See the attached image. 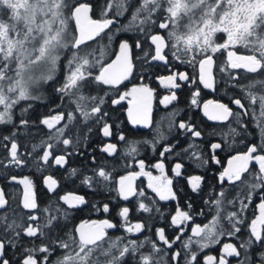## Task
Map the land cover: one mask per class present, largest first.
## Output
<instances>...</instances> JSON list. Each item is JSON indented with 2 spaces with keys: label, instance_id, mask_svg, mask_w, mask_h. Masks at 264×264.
I'll use <instances>...</instances> for the list:
<instances>
[{
  "label": "snow or ice",
  "instance_id": "snow-or-ice-1",
  "mask_svg": "<svg viewBox=\"0 0 264 264\" xmlns=\"http://www.w3.org/2000/svg\"><path fill=\"white\" fill-rule=\"evenodd\" d=\"M96 6L87 0H0V125L16 126V109L22 102L38 100L40 97L37 91L45 84L56 81L59 86L54 90L61 99L67 98V102L74 104L75 111L80 112L85 123L89 120L100 123L108 113L103 109L105 103L102 97L86 96L83 94L88 85L118 86L127 80L132 74V45L128 40L119 42V53L115 60L110 63H103L104 51L100 50V57L96 56L95 49H92L90 41L96 40L104 33L108 40L113 39L105 30H110L119 17L130 13V20L127 24L116 29L136 31L145 34L149 41L148 50H144V41L139 38L135 41V48L143 51V59L147 61L162 62L170 65L169 52L171 57L180 60L182 63L191 64L199 68V82L205 88L214 87L213 59L215 53L221 50H228V66L232 69H243L247 75L246 83H241V78L231 76L234 83L233 89H239V93L231 98V103L236 106V111L228 105L214 101L204 104L205 115L210 120L220 122L234 118L237 125L245 127L243 117H251L256 122L261 133L264 134V0H104L100 5V18L94 19ZM74 22V28L72 23ZM156 27L165 30L166 35L160 32L151 33V29ZM224 34L223 42H217V34ZM243 48L246 54H238L229 49ZM167 49V51H166ZM70 51L71 57L67 60V70L63 73V78L57 81V66L61 60V53ZM99 66V73L94 75L93 70ZM220 71H225L221 68ZM161 83L169 89L180 87L177 80L187 81L189 77L184 73H173L160 77ZM197 91L192 99V104L196 105L199 96ZM152 90L147 86L133 87L131 92H125L118 99L112 100L113 104H119L127 96H132L129 104L135 102V107H130L128 117L133 125L150 127V98ZM177 99L175 92L165 96L161 103L167 107L168 103ZM212 111L209 112V106ZM31 108V103L26 107H21L22 113H27ZM176 113L171 114L172 120L169 128L175 123ZM68 120L75 119L70 112L67 114ZM65 119L63 112L55 115H46L39 120L48 130V140H42L40 144L32 145V152L38 160L43 161L48 166L57 165L64 167L67 157L72 155L71 151H65L73 141L63 138L66 124L61 125ZM29 119H19L21 127H28ZM57 125H61L57 127ZM178 128L186 133H191L193 137H201V132L195 130L190 124L179 122ZM54 130V131H53ZM89 131L91 126L89 125ZM103 136L112 135L111 125L104 122L101 125ZM229 134L239 135L236 128H229ZM121 141L127 143L126 137L121 134ZM157 140L166 139L163 133L157 129ZM7 143L5 164L0 160V164L5 167L9 165L22 166L25 159L21 153L22 145L17 140L16 132L11 136L0 137ZM49 141H54L51 143ZM62 144V154H57L54 149ZM195 147V145H190ZM220 143H212V150L220 149ZM101 152L113 156L117 153V146L108 143L101 147ZM137 148L133 145L129 147L127 155L134 156ZM172 146H165L160 153L171 152ZM187 151V149L185 150ZM192 156L199 160L200 156L195 152ZM212 159H215L213 156ZM233 161H236L234 164ZM95 162V161H94ZM258 167L255 178L258 183H251L245 200L251 202L252 193L260 188H264V144L255 143L247 147V150L229 160V166L219 176L221 184L227 180L229 184L237 182L244 183L242 177L244 173H249V165L252 163ZM141 171L122 176L118 181L117 190L119 196L127 200L130 195H136L132 186V181L139 175H147L151 180L159 179L152 177L151 173L143 171V161H140ZM206 163V161H205ZM37 167L39 164L37 163ZM161 172L164 170L163 163L155 165ZM182 165H175V174L181 175ZM77 170L72 169L71 175H76ZM18 184L23 185V193L20 201L13 205L6 198V193L0 189V264H11L7 258V249L21 248L20 259L17 264H52L50 257L56 247L64 252L59 256L55 264H162V249L153 240L126 239L118 237L111 238L106 229H112L117 225L109 220L84 222L67 234V239L56 236L55 233L63 232L66 225H61L60 220L67 221L70 216L69 209H75L88 202L83 196L76 194H66L60 197L67 208L57 206L55 212L51 214V206L39 209L36 196L33 191L32 181L28 177L17 179L11 178ZM110 173L104 167L93 169V174L85 176L81 183L93 187L94 184L110 181ZM202 177L192 175L188 177V184L193 192L201 189ZM45 185L49 191H54L57 181L52 176L45 178ZM172 180L165 177L164 183L159 187L149 184V187L156 192L161 200H175L176 194L171 190ZM139 195L143 196L141 191ZM217 207V218L224 210L225 204H235L236 201L228 200L227 193L221 189L218 195L210 197ZM209 203V201H205ZM241 212L246 207L244 201H240ZM260 214L247 226L249 237L244 240L239 248L245 250L244 259L240 264H249L248 249L253 244H260L264 247V200L258 205ZM191 208V204L188 205ZM139 209L150 212L152 209L145 203H139ZM109 206L105 204L103 211L109 212ZM157 211H159L157 209ZM129 209L123 208L118 215L124 219L125 230L129 234H138L144 230L141 223L130 224L127 220ZM39 213V214H37ZM231 225V230L227 235L234 236L241 232V225L244 220L239 212H229L225 217ZM191 220L189 212L181 210L179 207L171 219V225L180 230L182 235L184 222ZM218 219H214L211 225H196L192 228V235L202 237L201 240L192 241L189 238L184 243L186 249L192 243H196L203 248L209 247L212 243L219 242V236L224 235L223 230H218ZM203 234V235H202ZM157 236L161 244L171 249L175 240L180 239V235L175 240L165 235L164 229H157ZM25 237L31 246L23 247ZM55 237V238H53ZM222 256L217 262V258L211 255L205 257V264H229L226 257L241 256L237 246L228 243L223 245ZM39 254H44L41 257ZM180 256L179 252H174L172 259L176 260ZM103 257V261L100 260ZM197 260L195 252L190 253L188 264H193ZM258 264H264V253L260 254Z\"/></svg>",
  "mask_w": 264,
  "mask_h": 264
},
{
  "label": "trees",
  "instance_id": "trees-1",
  "mask_svg": "<svg viewBox=\"0 0 264 264\" xmlns=\"http://www.w3.org/2000/svg\"><path fill=\"white\" fill-rule=\"evenodd\" d=\"M87 2L94 4L96 6L95 13L93 15L94 19L100 18V11L99 7L104 3V0H87ZM131 16L130 13H125L124 16L117 18L120 23L114 25L110 30H106L109 35H113V39L111 41L108 40L107 36L102 33L100 36V40L97 42L98 48H94L96 51V56L100 57V50L104 51V56L102 57L103 63L107 64L112 61L113 56L115 53L118 52L119 42L121 40H128L129 44L132 45V56L137 64L140 65V69H144L145 60L143 59V51L141 49L135 48V41L137 38L144 41V50H148V39L145 34L138 33L136 31H128L125 32L121 30L119 33L116 32V29L121 28L122 25L127 24L130 20ZM160 32L161 34L166 35L165 30H160L156 27L151 29V33ZM224 34L218 33L217 34V42L222 43ZM116 38V40H114ZM232 51H236L238 54H246L245 49L243 48H236V49H229ZM228 50H221L215 53L213 59L215 61V79H216V93H214L215 97L221 100V102L230 105V107L236 111V106L231 103V98L234 95L239 93V89H233L231 84L234 81L231 80V76H237L241 78V83H246V77L248 74L245 73L242 69H232L228 66ZM68 52V51H67ZM169 56L171 57V52H169ZM64 57V56H63ZM172 58V57H171ZM174 59V58H172ZM148 62V61H147ZM174 64L176 69H179L181 72L186 71L189 80L186 83L192 84L194 82L195 90L199 93L202 92L198 81V67H193L191 64L182 63L180 60L174 59ZM146 68V67H145ZM221 68H224L226 71H220ZM64 73V67H57V81L62 80ZM99 73V66L97 71L94 75ZM144 73V72H143ZM145 76V75H144ZM138 77V76H137ZM145 82H148V77H144ZM138 79V78H137ZM144 82V83H145ZM58 84V82L53 81L49 84H45V95H43L42 99L33 100L30 102L22 103L21 106L18 107V112L15 113V121L16 126L13 127L7 126L5 127V131L0 132L2 133L1 137L4 136H11L13 132L17 133L18 140L17 142L22 145L21 153L25 159V164L22 166L17 167L19 177H28L35 185L37 191V200L39 209L48 208L51 206L52 212L51 214L57 215L55 212V208L57 206H61L63 208H67L61 203L60 197L72 193L76 195L83 196L87 203V208L80 213L76 209H69L70 216L67 221L63 219L60 220L61 225H66L64 227L63 232L55 233L56 236H62V238L67 239V234L72 232V230L79 226L80 223L88 222L90 220H94L90 218L91 214L95 212L96 208L98 207L99 211H103V206L107 204L110 208V215L111 218L107 219L113 224L117 225V227L108 229V235L116 239L118 237H124L126 239H138V241H143L145 239L155 241L162 249V264H188V260L190 259V253L195 252L197 255V260L193 262V264H205V255H211L217 258V262L219 258L222 256V246L227 242H231L237 246L238 250L241 252V256H229L226 257L229 264H240V261L244 259L245 250L239 248V245L244 241L247 240L249 237V230L248 225L251 223L253 219H255L260 214V210L258 205L264 200V188H260L259 191H254L252 194L251 202L249 203L245 200V196L248 194L249 186L251 183H258L255 178V173L258 172V167L253 162L249 165L250 171L249 173H245L242 177L244 183L238 182V184H226L220 185L219 183V176L220 173L226 166L227 160L229 157H232L235 154H242L247 150V147L251 144L255 143L256 145L264 144V134L261 133L260 128L257 127L256 122L251 119V117H243V122L245 127H240L235 122L234 118H231L230 121L224 125H213L210 123H203L201 124L200 119L196 120L193 123V127L195 130L198 131H208V136L202 139L201 144L195 145V147L187 146L186 149L180 150L177 154L180 158L181 164L184 166V163H192L193 167L185 172V175H193L195 173L200 174L205 178L204 186L197 192H193L188 185L186 179L177 178L175 181V188H173V192L176 196L180 197V200H169V201H161L158 199L157 196L151 195L148 193L147 196L145 194L143 196L139 195L141 192V188L139 187L138 197L134 201V203L130 204V208L132 209V216L129 219L131 223H141L144 225V230L135 235L128 237L124 233V231L120 230L121 227V217L118 215V212L122 206V203L118 200V193L116 191V187L114 184L108 182H100L94 184L93 187H89L83 183H81L82 179L85 176H90L93 174L92 163L90 162L91 158L88 157L87 164L81 165L78 161L72 160L69 166L66 169H62V167L56 166H48L43 163V161L38 160V157L35 153L29 155L32 152V145L33 144H40L42 140H48V136L45 133L46 130L44 125L39 123V120L42 119L44 116L50 112V110L56 109L61 107V100L54 97V89L53 92H50V85ZM119 92V89H114L108 85H97L95 83H91L88 85L87 89H84V95L86 96H98L102 97L105 101L103 105V109L109 114V118L107 119L113 127H120L122 132L127 135L128 127L126 123V119L120 113H116L111 107V100L116 98ZM201 94V93H200ZM53 95L54 103L50 105V97ZM213 95V96H214ZM201 98V96H200ZM180 99L183 103L188 106L189 108L193 107V104L187 101V97L182 95ZM198 101L199 99L196 98ZM28 103H31V108H29L27 113L21 112V107H26ZM68 108H70L71 104L68 103ZM71 111H68L70 113ZM23 116L25 119H29L30 123L28 127H21L19 125V119ZM102 122V121H101ZM171 120L166 124H156L153 125L148 130V137H147V144L149 149V154H154L159 148L162 146L161 142L166 140H157V129L161 131H175L176 124H173L171 129L169 128ZM77 122L73 123V127L68 130V134L70 140L73 141V152L78 151L81 147V143L84 138H86L87 143L93 140V137L89 138L90 131H84L80 133L79 128L77 127ZM208 125V129L205 126ZM236 128L239 135L232 136L229 134V128ZM130 132L131 137V145L137 147L141 154V148L144 143L143 135L135 130H131ZM95 138V137H94ZM169 139V138H167ZM54 143V141H49ZM7 143L3 140H0V158L7 163L5 160V155L7 153V149L4 147V144ZM208 143V145L206 144ZM212 143H220L222 147L220 149L212 150L211 144ZM91 144V142H90ZM57 151L56 149H54ZM92 150V149H91ZM90 151V149L86 150V154ZM96 152V150H93ZM195 152L200 156L199 160H196L192 153ZM136 153L133 156L135 158ZM157 155V154H156ZM88 156V154H87ZM215 159H212V157ZM108 163L107 169H114L117 170V165L112 164L110 161L106 160ZM206 161V163H205ZM37 163L39 167H37ZM13 165V164H12ZM9 165L5 167L4 164H1L0 168V175L3 177V185L7 192V195L10 198V203L16 205L21 199L22 193V185L18 183L10 182L11 173L15 172V167ZM76 169L77 174L71 175V170ZM51 173L56 181H58V187L54 193H49L45 191L43 186V178L44 176ZM115 178V177H114ZM142 187V186H141ZM143 188V187H142ZM223 189L227 193L228 200H234L236 203L233 204H225L224 210L220 213L221 214V223L223 231L225 232L224 235L219 237V242L215 244L213 247L207 250V253L201 251L200 248H197L192 244L190 249H186L184 247V243L192 239H200L202 237H191L189 234L190 226L192 225H200L202 228L204 225H208V219L215 214L214 211H217L216 205L214 202L210 200L211 196L218 195L219 191ZM258 190V189H257ZM150 194V195H149ZM243 200L246 207L243 212L238 210L240 207V201ZM205 201H209V203H205ZM145 203L148 205L152 211L144 212L139 209V203ZM191 204V208H188V205ZM249 206L247 207V205ZM239 206V207H238ZM181 210L189 212L191 215V220L184 222L181 226L183 228V233L181 235L180 230L177 229L175 226L171 225L172 216L175 215L177 208ZM95 209V210H94ZM157 209L159 211H157ZM232 211L239 212L241 217H243L244 224L241 225V232L235 234L234 236L227 235V232L231 230V225L229 224L228 220L224 217ZM215 216V215H214ZM120 226V227H119ZM157 229H164L165 235L175 240L177 235H180L179 240H175L171 249L167 248V246L161 244L158 240L157 236ZM203 235V234H202ZM229 237V239L227 238ZM55 238V237H53ZM195 244V243H193ZM27 240L23 247H29ZM20 252L21 248H12L11 246L7 249L8 258L12 262V264H17L20 259ZM64 250L56 247V250L53 252L50 260L52 264H55L56 259L63 254ZM174 252H179L180 256L176 259H172V255ZM264 253V247L257 244H253L251 248L248 249L249 254V264H258L260 254ZM43 257L44 254H39ZM103 257H100V260L103 261Z\"/></svg>",
  "mask_w": 264,
  "mask_h": 264
},
{
  "label": "flooded vegetation",
  "instance_id": "flooded-vegetation-1",
  "mask_svg": "<svg viewBox=\"0 0 264 264\" xmlns=\"http://www.w3.org/2000/svg\"><path fill=\"white\" fill-rule=\"evenodd\" d=\"M118 23H120V22H118ZM72 24H73V26H75L74 23H72ZM99 40H100V37H97L96 40L89 42L92 46V49L98 48L97 42ZM114 40H116V38ZM118 48H119V46H118ZM166 51H167V49H166ZM118 53H119V50L117 53L114 54L112 61L115 60L116 54H118ZM70 57H71L70 51H68V52L64 51L61 53V60L58 63V66L64 67V72L67 70V60ZM169 58L171 60L170 65L166 66L162 62H156V61H150L149 60L148 62H145V64H144V66L146 68L144 67V69L143 68L140 69L141 64H137L135 62L133 56H132L133 69H132V75L130 76L129 80L125 84H123L122 86H119V87H112L111 86L114 89H119V92H118L117 96H115L116 98H114V99H118L125 92H131V89L133 87L147 86L148 88H150L152 90V95H151L150 102H149L150 103L151 126L147 129L142 127V126H137L136 128H132L130 126V123L128 122L126 112L128 109L129 101L133 99L132 96L125 97V99L121 100V102L119 104H113L112 100H114V99L111 100V107L114 110H116V113L122 114V116L126 119V123H127V127H128V132H127L128 136H126L122 132L120 127L115 128L111 125V123L107 120L109 118V114L107 116L103 117V120L100 123H95L92 120H89L88 123H85L84 119L82 117V114L80 112L75 111L76 106L74 104H71L70 108H68L67 98L61 99L60 95L58 93H56L55 91L53 93L54 97L61 100V107L50 110V112H48V114H47V115H55L56 113H59V112H63L65 114V119L63 121H61V125H64V124L67 125V127L65 128V134H64L63 138L69 139V137H71L70 134H68V130L73 127L74 122H77L78 125H77L76 129L79 128L80 133L81 132L83 133L84 131H89L88 130L89 125L91 126V131L89 133V138H88V139H90L93 137V140L90 141L91 144H90V142L87 143L86 138H84L82 143H81V147L79 148V152L78 151L73 152L74 149H72L73 147H71V145H70L68 147V149H66L65 151H71L72 155L67 157V163L64 167H62L63 170L69 166V164H70V162H72V160L78 161L81 165L85 166L88 162V157H90L91 158L90 162L92 163L93 168L95 167L97 169L99 167H104L105 170L110 173V176H111L110 183L114 184L116 189H118V187H119L118 181L120 180V178L122 176H127L133 172L139 173L141 171L139 162L143 161L144 162L143 163V171L146 173H151L152 177L159 178V179H155V180L150 181V179L147 175L137 176L136 180H135V188L137 191V195H136V198L129 203H123L119 197V194H118L117 198L120 201V203H122V206H121L119 212L123 208L127 207L129 209L128 216H127L128 219H130L132 216V209L129 206H130V204L134 203V201L137 199L139 187L142 189L141 191L145 194V196H147L148 193H150L151 195L157 196L158 199L161 200L159 195L156 192H154L151 187H149L150 183L153 184L154 186L159 187L162 183H164V179L166 177L167 179L172 180V185L170 187H171V190L173 191V188H175V181L177 178L186 179L188 182V177L192 176L189 174L185 175V172H186V170L191 171L189 169L191 167H193V164L190 162H188V163L185 162L184 166H183L181 164L180 158L177 154L180 152V150L186 149L185 147H187L191 144H195V145L201 144L202 139H204V137L208 136V131L207 130L206 131H200L201 137H199V138L193 137L191 135V133H186L184 130H180L178 128L179 122L183 121V122L193 126V123L196 122V120L200 119L201 124L206 122L207 124L210 123L213 125H221V124H214V123L208 122V120L202 115V106L204 104H206L208 101H214V102L221 103V100L216 98L215 95L213 96L212 94H208V92H206L201 85H200V87L202 89V92H200L201 94H199V96L195 97V98L199 99L198 103L196 105H193L192 108H189L188 106H186L183 103V101L180 99V97L182 95H184L187 97V101L192 103V99L194 97V94L196 93L194 82H192V84H190V83H186V81L177 80V83L180 84V87L176 88V89H169V88L165 87L164 84L161 83L160 77L168 76L169 74L184 73L188 76L186 71L181 72L179 69H176L175 64H174V59H172L170 56H169ZM97 68H98V66L93 70L94 73L97 71ZM146 76L149 79L148 82H145L144 77H146ZM50 86H51L50 92H53V89L58 87L59 83L55 84V85H50ZM82 91L84 94V90H82ZM172 92H175L177 99L171 101L170 103H168L167 107H165V105L161 103V100H163V98L165 96L170 95ZM52 96L53 95H51L50 105H52L55 101V100H53ZM200 96H201V98H200ZM22 103H25V102H22ZM226 105H228V104H226ZM228 106L230 107V105H228ZM17 110H18V108L16 109V113L18 112ZM68 111H71V113L75 116V119H73L71 121L68 120V118H67ZM173 112L176 113V115L174 117V121H175L174 124L177 125L175 131H161V133H163L164 136L166 137V140L161 142L162 146L159 148V150H157V152L154 151L155 152L154 154H149L148 144H147V140H146L148 137V133H147L148 130L153 125L155 126L156 124L162 125V124L168 123L170 120H172L171 114ZM104 122H107L109 125H111L112 135H110L108 137L103 136V133L101 131V125ZM61 125H57V127H60ZM7 126H11V125H0V132L5 131L7 129V128L5 129V127H7ZM44 128L46 130L45 133L48 136L49 130L45 126H44ZM205 128L208 129V125H206ZM131 130H135V131L140 132L143 135V139H144V143H143L142 148H141V154L139 152V149L136 147L138 151H137L134 159H133V156L126 154L129 150V147L131 146V140H130V138H128V137H131V135H130V132H132ZM121 134H123L126 137L127 143L125 141H121L119 139V136ZM1 135H2V133H0V137H1ZM167 138H169V139H167ZM108 143H113V144H116V146H117V153L113 156H109L107 153H103L100 151L101 147L108 144ZM206 144L208 145V143H206ZM165 146H172V151L166 152V153H164V156H161L160 153L163 151ZM61 149H64V146L62 144L57 145V151H56L57 154H62ZM87 149H90V151L87 153L88 156L86 154ZM93 150H96V152H93ZM236 155H238V154H235L233 156H236ZM0 160H2V158H0ZM106 160L110 161L113 165L116 164L118 167L117 170L114 171V169H107L108 163ZM157 163H163V165H164L163 172H161L159 169H157L155 167V165ZM177 163H180L182 165V168L180 169L181 175H179V176H177L175 174V171H174L175 165ZM12 166L15 167V172L11 173V178L13 176H15V177H17V179H20L21 177L18 176L19 173H18V168H17L19 166H16L14 164ZM52 166H56L57 168L60 167V166H57L54 164ZM0 168H1V164H0ZM49 175L53 177V175L51 173H48V175L44 176V178L42 180L45 191H47V190H46V187L44 185V180ZM193 175L201 176L198 173H195ZM201 177L203 178L202 179V185H201V187H202V186H204L205 178L203 176H201ZM11 178H10V182L16 183ZM53 179H55V178L53 177ZM219 183H220V181H219ZM57 184H59L58 181H57ZM226 184H229L227 182V180H225V182L223 184L220 183V185H226ZM33 186H34L33 191L35 193L36 200H37L36 185L33 183ZM189 187H190V185H189ZM0 189H2L6 193V198L9 199V201H10V198L7 195V192H6L4 185H3L2 175H0ZM176 197L177 198L175 199V201L180 200L179 196H176ZM169 200H171V199H169ZM169 200H161V201H169ZM61 203L64 206H67L63 203L62 200H61ZM37 204H38V200H37ZM86 208H87V204L81 205L75 209L80 213V211H83ZM37 214H39V213H37ZM111 216L112 215H110V210H109V212L105 213L104 211H99V209L97 207L95 212H93L90 216V218H93L94 220H90L88 222L91 223L92 221H101V220H105V219H110ZM121 219H123V218L121 217ZM78 224L80 225L82 223L79 222ZM193 227H195V225L190 226V229H189V234L191 237H194L192 235V228ZM107 230L108 229H106V231ZM120 230H121V227H120ZM25 240H28V238L25 237ZM7 256H8V254H7ZM11 264H12V262H11Z\"/></svg>",
  "mask_w": 264,
  "mask_h": 264
},
{
  "label": "rangeland",
  "instance_id": "rangeland-1",
  "mask_svg": "<svg viewBox=\"0 0 264 264\" xmlns=\"http://www.w3.org/2000/svg\"><path fill=\"white\" fill-rule=\"evenodd\" d=\"M74 23V22H73ZM72 27L74 28V26H73V24H72ZM226 71V70H225ZM223 72V71H222ZM45 85H43L38 91H37V95L40 97V99H42V97H43V95H45L46 96V94H44L45 93V87H44ZM47 97V96H46ZM50 99H51V97H50ZM56 150H57V147L55 148ZM230 159H232V157H229L228 158V160H227V163H226V166H225V168L223 169V171L226 169V168H228V166H229V160ZM233 163L235 164L236 163V161H233ZM222 171V172H223ZM221 172V173H222ZM220 173V174H221ZM245 174V173H244ZM33 184V183H32ZM236 184H238V182L236 183ZM236 184H234V185H236ZM33 188H34V186H33ZM22 190H24L23 189V185H22ZM256 191H259V189L258 190H256ZM252 196H253V194L251 195V198H252ZM249 206V204L247 205V207ZM239 207V206H238ZM217 208V207H216ZM245 209V208H244ZM238 210H240L241 211V205H240V207L238 208ZM244 211V210H243ZM242 211V212H243ZM215 212V214H213L209 219H208V225H211V223H212V221L214 220V219H218L219 220V222H218V230H223V228H222V223H221V214H220V217L219 218H217V211H214ZM215 215V216H214ZM243 218V217H242ZM127 220H128V222L130 223V224H135V223H131L130 222V220L127 218ZM124 219H121V222H120V224H121V230L122 231H124V233L126 234V236H128V237H131V236H135V235H137V234H129V233H127L126 232V230H125V226H122V225H124ZM139 234V233H138ZM122 237V236H121ZM219 237H221V236H219ZM227 238L229 239V237L227 236ZM202 238H200V239H197V240H201ZM196 239H195V241H197ZM228 243H231V242H227V243H225V244H228ZM215 244H217V243H212V244H210V246L209 247H206V248H203V250H201V251H204V253H207V250L209 249V248H211V247H213ZM193 245L195 246V247H197V248H200V246L198 245V244H193L192 243V247H193ZM224 245V244H223ZM190 247H191V245H190ZM222 248H223V246H222ZM190 249V248H189ZM201 249V248H200ZM206 256H208V255H205V257ZM205 257H204V259H205Z\"/></svg>",
  "mask_w": 264,
  "mask_h": 264
},
{
  "label": "water",
  "instance_id": "water-1",
  "mask_svg": "<svg viewBox=\"0 0 264 264\" xmlns=\"http://www.w3.org/2000/svg\"><path fill=\"white\" fill-rule=\"evenodd\" d=\"M213 76H214V66H213ZM132 75V74H131ZM130 75V76H131ZM130 76H129V78H130ZM129 78L127 79V80H125V81H123L122 83H120L118 86H115V87H119V86H122L123 84H125L128 80H129ZM201 84V83H200ZM202 85V87L204 88V90L205 91H207L208 93H210V94H213L214 93V91H215V79H214V87H209V88H205L204 86H203V84H201ZM130 107H135V102H133V104H129L128 105V109H127V112H126V115H127V119H128V122L130 123V126L132 127V128H136L137 126H142V125H133L131 122H130V120H129V117H128V110H129V108ZM208 111L209 112H211L212 111V106H209V109H208ZM202 115L208 120V122H211V123H214V124H225V123H227V122H229V120H230V118H229V120L228 121H224V122H220V121H216V120H210L209 118H208V116H206L205 115V110H204V105L202 106ZM149 118H150V116H149ZM143 127V126H142ZM144 128H149V127H144ZM135 180H136V178L131 182L132 183V186H133V189H134V191L136 192V188H135ZM44 185H45V180H44ZM45 187H46V189H48L49 190V188L45 185ZM55 189H56V187H55ZM135 196L136 195H130L129 196V198L127 199V200H124V199H122L121 197H120V199L124 202V203H128V202H130L133 198H135ZM22 198V197H21Z\"/></svg>",
  "mask_w": 264,
  "mask_h": 264
},
{
  "label": "bare ground",
  "instance_id": "bare-ground-1",
  "mask_svg": "<svg viewBox=\"0 0 264 264\" xmlns=\"http://www.w3.org/2000/svg\"><path fill=\"white\" fill-rule=\"evenodd\" d=\"M207 92V91H206ZM214 93H215V91H214ZM214 93L212 94V95H214ZM208 94H210V93H208ZM221 103H223V102H221ZM223 104H225V103H223ZM49 193H54L55 191H49L48 189H46ZM136 193H137V191H136ZM137 195V194H136ZM120 197V196H119ZM135 198H136V196H135ZM135 198H133L132 200H134ZM131 200V201H132ZM122 201V200H121ZM130 201V202H131ZM123 202V201H122ZM124 203V202H123ZM129 203V202H128Z\"/></svg>",
  "mask_w": 264,
  "mask_h": 264
}]
</instances>
